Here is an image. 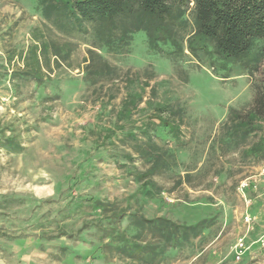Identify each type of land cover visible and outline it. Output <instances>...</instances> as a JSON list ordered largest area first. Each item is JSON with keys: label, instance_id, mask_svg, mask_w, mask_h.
Listing matches in <instances>:
<instances>
[{"label": "trees", "instance_id": "obj_1", "mask_svg": "<svg viewBox=\"0 0 264 264\" xmlns=\"http://www.w3.org/2000/svg\"><path fill=\"white\" fill-rule=\"evenodd\" d=\"M29 2L34 11L67 35L91 32L90 45L95 50L89 49L85 79H53L56 75L48 73L67 62L70 42L60 46L36 37L27 49L24 67L13 68L11 73L13 55L5 60L0 56V86L9 76L18 109L24 112L12 119L0 118V150L23 152L27 149L25 141L37 136L43 123H56L52 109L64 98L66 87L73 93L82 86V99L93 97L97 112L95 121L83 125L80 135L73 130L67 139L52 143L60 155L59 167L48 171L54 182L52 196L0 195V237H6L0 239V253L9 260L16 255L17 262L33 250L52 249L55 252L51 255L59 264H161L175 258L182 248L207 241L216 214L192 222L185 215L181 220L183 205L165 202L163 188L155 180L156 176L168 175L176 177L175 184L191 182L193 169H185L181 176L178 152L166 145L168 139L181 140L185 108L171 100L159 101L153 86L145 100L150 79L127 77L122 79V88L118 79H99L113 73L97 50L121 52L132 45L137 32H144L154 53L179 60L188 50L196 57L208 56L211 64L226 71L237 66L252 76L258 74L253 105L244 111L231 109L224 139L237 144L259 134L247 155L262 159L264 0ZM98 58L103 64L96 71L92 66ZM26 100L30 101L23 104ZM28 114L30 119L26 118ZM100 164L119 168L121 179L127 185L133 181L135 188L121 199H110ZM150 203L156 204L158 212L149 213ZM30 232L34 233L31 242Z\"/></svg>", "mask_w": 264, "mask_h": 264}, {"label": "rangeland", "instance_id": "obj_2", "mask_svg": "<svg viewBox=\"0 0 264 264\" xmlns=\"http://www.w3.org/2000/svg\"><path fill=\"white\" fill-rule=\"evenodd\" d=\"M36 37L55 41L60 46L70 42L68 46L72 50L67 62L63 61L59 68L48 72L52 77L56 75L53 79H85L89 49L95 50L90 45L93 39L91 32L67 35L34 11L29 0H0V56L5 60L13 55L9 73L13 68L24 67L27 49ZM126 48L117 53L97 50L104 55L103 61L110 64L113 73L99 79H118L121 88L124 84L122 79L127 77L150 79L145 100L153 86L157 89L159 101L171 100L176 106L185 108L181 140L168 139L166 145L178 152L176 158L180 163L181 176L185 174V169L191 168L194 174L190 184H175L176 177L168 175L156 176L155 180L163 188L162 198L167 203L183 205L182 215L179 216L181 220L185 215L190 222L202 216H217L207 241L195 242L194 248L184 247L175 258L161 264H264V249L258 246L249 249L242 262H236L232 257V247L246 233L243 219L246 203L238 187L245 179L257 183L262 179L260 167L264 158L247 155L250 146L258 141L259 134H252L237 144H228L224 139V125L231 109L244 111L253 105L255 83L260 79L258 74L252 76L237 66L226 71L219 65L211 64L208 56L196 57L188 50L185 51L187 56L179 60L169 58L166 53H154L144 32H137L132 45ZM101 61L96 59L92 68L98 71L103 64ZM6 79V84L0 86V118L12 119L24 112L18 109L9 76ZM82 89L81 86L72 93L66 87L64 98L52 109L57 122L43 123L42 131L25 141L26 150L18 154L0 150V195L28 193L45 199L54 194V182L48 171L59 167L57 159L60 155L55 153L52 143L67 139L73 130L80 135L83 125L95 121L97 105L92 106L93 97L88 101L82 99L85 95ZM91 90H87L90 91L88 95ZM123 93L119 94L116 103H119ZM30 116L28 114L26 118L30 119ZM157 141L165 144L162 140ZM99 167L106 177L105 188L110 199H121L135 188L133 181L127 185L121 179L122 171L113 164H100ZM247 196L253 199L251 207L256 216L254 232L257 236L264 229V194L258 197L257 193L250 192ZM155 210L156 204L150 203L149 213L153 214ZM33 235L30 232V242ZM0 239L6 240V237ZM53 252L52 249L45 252L33 250L23 255L20 262H17L16 255L9 260L0 253V264H26L30 261L59 264Z\"/></svg>", "mask_w": 264, "mask_h": 264}, {"label": "built area", "instance_id": "obj_3", "mask_svg": "<svg viewBox=\"0 0 264 264\" xmlns=\"http://www.w3.org/2000/svg\"><path fill=\"white\" fill-rule=\"evenodd\" d=\"M260 174L264 175V164L260 167ZM250 182L249 179L243 180L239 187L238 190L240 191L242 197L244 198V201L246 203V212L244 214V224L246 226V233L250 232L251 230L254 229V217L251 215L249 212V209L251 207V200L247 197L246 195V189L249 186ZM245 237L246 234L241 236L234 246L232 247V254L234 255L235 261H241L246 252L249 250L250 246L246 245L245 243ZM258 242L260 243L261 247L264 248V234L258 239Z\"/></svg>", "mask_w": 264, "mask_h": 264}, {"label": "crops", "instance_id": "obj_4", "mask_svg": "<svg viewBox=\"0 0 264 264\" xmlns=\"http://www.w3.org/2000/svg\"><path fill=\"white\" fill-rule=\"evenodd\" d=\"M260 176H262V179H260L259 183H257L254 180H249L250 184H249V186L247 187V189L245 191L246 195H247V193L253 192V193H257L258 197L259 196L263 197V194H264V181H263L264 175L260 174ZM260 192H262L263 194L262 193L260 194ZM249 199L251 200V203L254 204L253 203V199L251 197H249ZM252 204H251V206H252ZM249 212L254 217V229L251 230L248 233H245L246 234L245 243H246V245L250 246L249 249H253V248L257 247V246L260 247V248H263V247H261L260 243L258 242V239L264 234V229L260 232L259 235L255 236L254 230H255L256 216H255V214L253 212V207H251V209H249Z\"/></svg>", "mask_w": 264, "mask_h": 264}]
</instances>
